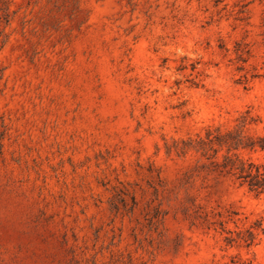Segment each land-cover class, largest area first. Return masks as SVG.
I'll return each instance as SVG.
<instances>
[{"label": "rangeland", "instance_id": "374dc122", "mask_svg": "<svg viewBox=\"0 0 264 264\" xmlns=\"http://www.w3.org/2000/svg\"><path fill=\"white\" fill-rule=\"evenodd\" d=\"M246 110L264 134V0H0V264H264L196 218L264 197L165 148Z\"/></svg>", "mask_w": 264, "mask_h": 264}, {"label": "trees", "instance_id": "16d2710c", "mask_svg": "<svg viewBox=\"0 0 264 264\" xmlns=\"http://www.w3.org/2000/svg\"><path fill=\"white\" fill-rule=\"evenodd\" d=\"M257 122L258 119L251 111L246 110L236 119L233 128L223 130L221 127H209L204 135L173 140L165 144L166 153L168 156L191 160V168L187 172L189 179L194 176L205 179L230 178L239 188H244L255 198L264 197V165L241 156L242 152L264 151V134L253 135L250 132ZM237 216L238 213L234 211H219L212 215L203 213L196 218L204 229L219 230L227 248H250L256 244L260 234H264V219L255 221L248 228L240 229ZM229 223H233L237 229H228L226 225ZM231 264L260 263L236 255L231 258Z\"/></svg>", "mask_w": 264, "mask_h": 264}]
</instances>
